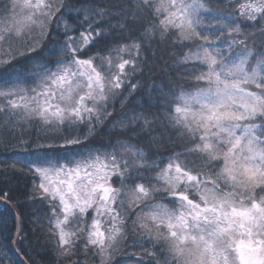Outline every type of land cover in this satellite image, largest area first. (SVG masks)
I'll return each mask as SVG.
<instances>
[{
    "label": "snow or ice",
    "instance_id": "obj_1",
    "mask_svg": "<svg viewBox=\"0 0 264 264\" xmlns=\"http://www.w3.org/2000/svg\"><path fill=\"white\" fill-rule=\"evenodd\" d=\"M168 44L183 49L187 87L157 102L184 150L163 167L149 161L132 140L163 136L143 111L113 122L127 139L91 149L117 97L123 107L133 77L151 71L144 53ZM30 122L62 133L37 149L64 150L20 162L38 178L26 195L47 205L30 217L44 264H264V0H0V149L31 148ZM13 224L4 239L19 253L18 213Z\"/></svg>",
    "mask_w": 264,
    "mask_h": 264
},
{
    "label": "trees",
    "instance_id": "obj_2",
    "mask_svg": "<svg viewBox=\"0 0 264 264\" xmlns=\"http://www.w3.org/2000/svg\"><path fill=\"white\" fill-rule=\"evenodd\" d=\"M126 0H94L95 6L114 7L117 4H124ZM75 23V21H71ZM115 19L113 23H115ZM134 32L137 30H129L123 34V37L118 31L113 32L108 40H121L135 38ZM138 34V33H137ZM48 46L45 42L44 47ZM104 48L101 44L98 48L93 49L94 54L100 49ZM153 51L156 53L153 56ZM183 49L172 44L158 46L153 45L151 51H146L144 55L148 58V63L151 71L148 69L144 73H138L133 77V82L140 80V87L128 97L124 106L121 107L119 97L115 109L112 110V115L105 121L103 127L99 128L94 135L88 137L86 143L91 149L100 151H107L117 140H124L128 137L123 135L119 126L112 127L114 121L120 117L130 116L133 113L145 112L152 113L154 116L160 118L161 123L157 130L152 133L157 137L163 136V140L159 144L151 142L149 136L141 134L132 140V143L138 144L147 154L149 161H156L163 167L168 159L176 152H181L185 148L184 141H178L173 133L167 130L162 121L164 117V108L158 103V98L163 93L171 98L172 93L179 92L182 88L187 87V81L183 78V66L177 65L178 59ZM127 95V92L124 93ZM82 132L84 130H81ZM32 143V147L25 150L23 146H15L7 150L0 149V193H7L8 201L16 213L21 217L25 231L24 247L20 249L21 254L26 260V255H31L37 261V264H44L41 256L45 255L44 250H40V255H37V250L32 247V236L35 234L34 225L30 217L41 216L47 211V205L41 201H32L28 198L26 193L32 190L34 182H37V177L28 172L27 168H22L20 162L33 159L32 153L34 151H48L51 154V159H63L64 150L62 149H37L34 141L39 139L43 142L46 139L58 138L62 133L45 131L38 122H30L25 127L22 133ZM79 152H85L87 149L82 146L77 149ZM16 163V168L9 165ZM115 184V178H113ZM118 186V185H115ZM5 215L0 218V264H24L14 253L11 241H6L5 236H10L15 232L13 224V213L5 204L0 203V211H4ZM4 220L6 224L2 223ZM46 223V221H45ZM83 243V241H81ZM19 248L20 245L17 244ZM5 254L9 258L4 259ZM138 255L143 253L138 252ZM122 259L117 257V260ZM127 264H132L131 256L127 257Z\"/></svg>",
    "mask_w": 264,
    "mask_h": 264
},
{
    "label": "water",
    "instance_id": "obj_3",
    "mask_svg": "<svg viewBox=\"0 0 264 264\" xmlns=\"http://www.w3.org/2000/svg\"><path fill=\"white\" fill-rule=\"evenodd\" d=\"M0 203L5 204L7 207H9V209L12 211L13 214L16 213L15 209L13 208V206H12L8 201H6V200H2V201H0ZM16 248H18L17 245H16V246H13V250H14L16 256H17V257H18V258H19L24 264H26V260L24 259V257L22 256V254H21L20 252L17 253Z\"/></svg>",
    "mask_w": 264,
    "mask_h": 264
}]
</instances>
